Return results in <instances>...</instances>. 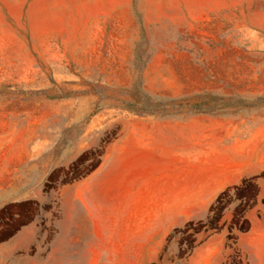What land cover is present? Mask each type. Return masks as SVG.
I'll return each mask as SVG.
<instances>
[{
    "label": "crops",
    "instance_id": "crops-1",
    "mask_svg": "<svg viewBox=\"0 0 264 264\" xmlns=\"http://www.w3.org/2000/svg\"><path fill=\"white\" fill-rule=\"evenodd\" d=\"M77 113L0 112V230L9 228L0 264H234L235 253L264 264V112L244 123L125 112L101 161L61 181L97 144L93 124H81L82 141L64 139ZM248 182L258 192L234 243L223 227L175 252L192 222H207L222 195Z\"/></svg>",
    "mask_w": 264,
    "mask_h": 264
},
{
    "label": "rangeland",
    "instance_id": "rangeland-1",
    "mask_svg": "<svg viewBox=\"0 0 264 264\" xmlns=\"http://www.w3.org/2000/svg\"><path fill=\"white\" fill-rule=\"evenodd\" d=\"M150 111L238 123L264 112V0H0V112H78L65 140L95 126L97 144L61 181L101 161L125 112ZM257 192L255 182L228 190L175 252L223 227L234 243Z\"/></svg>",
    "mask_w": 264,
    "mask_h": 264
},
{
    "label": "trees",
    "instance_id": "trees-1",
    "mask_svg": "<svg viewBox=\"0 0 264 264\" xmlns=\"http://www.w3.org/2000/svg\"><path fill=\"white\" fill-rule=\"evenodd\" d=\"M150 112H153V111H150Z\"/></svg>",
    "mask_w": 264,
    "mask_h": 264
}]
</instances>
